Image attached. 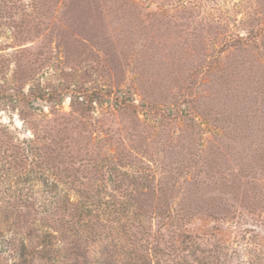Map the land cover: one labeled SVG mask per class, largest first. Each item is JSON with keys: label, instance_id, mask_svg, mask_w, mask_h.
<instances>
[{"label": "rangeland", "instance_id": "374dc122", "mask_svg": "<svg viewBox=\"0 0 264 264\" xmlns=\"http://www.w3.org/2000/svg\"><path fill=\"white\" fill-rule=\"evenodd\" d=\"M0 264H264V0H0Z\"/></svg>", "mask_w": 264, "mask_h": 264}]
</instances>
